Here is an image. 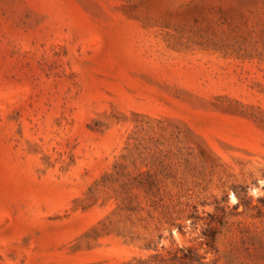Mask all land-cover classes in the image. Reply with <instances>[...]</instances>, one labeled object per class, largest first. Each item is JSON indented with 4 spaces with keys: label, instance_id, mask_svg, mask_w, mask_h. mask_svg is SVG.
<instances>
[{
    "label": "rangeland",
    "instance_id": "rangeland-1",
    "mask_svg": "<svg viewBox=\"0 0 264 264\" xmlns=\"http://www.w3.org/2000/svg\"><path fill=\"white\" fill-rule=\"evenodd\" d=\"M0 264H264V0H0Z\"/></svg>",
    "mask_w": 264,
    "mask_h": 264
}]
</instances>
